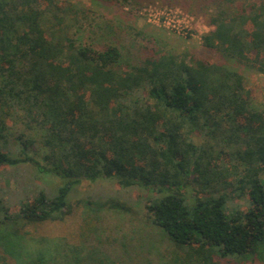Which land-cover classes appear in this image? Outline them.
<instances>
[{"label": "trees", "instance_id": "obj_1", "mask_svg": "<svg viewBox=\"0 0 264 264\" xmlns=\"http://www.w3.org/2000/svg\"><path fill=\"white\" fill-rule=\"evenodd\" d=\"M164 5L207 20L201 44L218 60L127 57L82 42L69 0H0V168L30 164L44 183L14 211L0 205V264H118L100 236L103 210L150 226L186 264H264V0ZM16 119L25 129L12 133ZM98 181L118 193L87 196L79 215L72 196ZM81 215L87 245L38 233ZM24 241L47 246L33 259Z\"/></svg>", "mask_w": 264, "mask_h": 264}, {"label": "rangeland", "instance_id": "obj_2", "mask_svg": "<svg viewBox=\"0 0 264 264\" xmlns=\"http://www.w3.org/2000/svg\"><path fill=\"white\" fill-rule=\"evenodd\" d=\"M69 1L76 5L79 10V22L74 29L76 36L82 42L91 44L94 47H100L108 43L117 44L123 49L126 56L131 58L135 55L151 54L154 49L155 52L159 53H190L197 58L218 60L216 54L207 51L201 44V36L212 29L202 16H193L183 12L180 8H176L193 19V21H186L188 31L191 32L189 35L184 36L166 25L155 23L148 13H144V9L172 8L164 5L165 0H145L143 7L133 11L123 3L102 2L99 4L89 0ZM249 75L251 77L250 87L256 90L263 87V79L259 75ZM8 127L12 133L24 131L25 129L19 119L10 121ZM25 135L29 138L31 132L26 131ZM40 144L39 141L36 142L33 154L41 159V153H38L40 155L38 156L35 152L38 150H40L38 152H42ZM4 149L1 148V150ZM29 153H31V149L27 148L25 155H29ZM30 167L33 168L30 164H21L16 168L10 166L0 168V205L6 203L14 211L20 205L21 200L32 197L35 192L43 189L44 183L36 177ZM10 172L16 174V179L20 182V185L17 184V186L16 181L12 180L11 177L9 178ZM52 181L53 179L50 178L45 179L46 183H52ZM52 187L51 185L49 189L53 190L51 192L54 194L56 188ZM117 191L118 189L113 182H84L72 196L73 203H76L74 209L79 211L80 215L84 211V209H80L83 204L80 207L78 206L80 200L84 203L89 195L95 199L105 194L116 195ZM7 192H10V195H8L9 193L6 194ZM5 197L9 199L5 201ZM138 209L140 208L138 207ZM103 211L101 212L102 229L100 236L105 242L104 246L108 252H111L114 257L119 255L123 258L122 261H117L120 264L146 260H151L155 264H186L182 260L184 257L182 253H176L168 240L150 226L143 222L140 223L138 220L137 223H134L128 215ZM83 217L84 215L75 216L65 224L45 225L37 230L47 240H61L66 243L68 239V241L74 243L78 242L79 245H87L86 239L78 234ZM22 244L26 246L25 251H28L27 254L30 253L35 256L30 257L33 259L47 246L45 243L34 241H24ZM94 244L96 243L92 245ZM30 258H26L25 261L27 260V263L32 262ZM14 264H18V262Z\"/></svg>", "mask_w": 264, "mask_h": 264}, {"label": "built area", "instance_id": "obj_3", "mask_svg": "<svg viewBox=\"0 0 264 264\" xmlns=\"http://www.w3.org/2000/svg\"><path fill=\"white\" fill-rule=\"evenodd\" d=\"M144 13H148L155 23L166 25L168 28L170 27L173 31L181 35L187 36L191 32L188 31L186 21H193V19L179 9H144Z\"/></svg>", "mask_w": 264, "mask_h": 264}]
</instances>
